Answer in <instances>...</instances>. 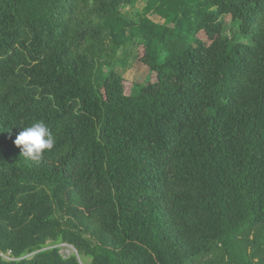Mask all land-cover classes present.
<instances>
[{
    "label": "trees",
    "instance_id": "16d2710c",
    "mask_svg": "<svg viewBox=\"0 0 264 264\" xmlns=\"http://www.w3.org/2000/svg\"><path fill=\"white\" fill-rule=\"evenodd\" d=\"M140 1L0 0V264H264V0Z\"/></svg>",
    "mask_w": 264,
    "mask_h": 264
},
{
    "label": "rangeland",
    "instance_id": "374dc122",
    "mask_svg": "<svg viewBox=\"0 0 264 264\" xmlns=\"http://www.w3.org/2000/svg\"><path fill=\"white\" fill-rule=\"evenodd\" d=\"M146 5L147 1L141 0L135 8L125 10V15L133 21H139L144 16L143 11ZM148 19L156 24L165 23V19L158 14H150ZM230 20V17H227L226 23L229 24ZM141 49L139 46L127 45L119 51V56L115 62L117 72L124 77L127 94H131L133 89L140 91L142 88L150 89L151 87L153 90L157 86L156 74L151 72L140 60ZM60 247L63 256H70L74 253V249L70 246L63 245ZM86 263L91 264L90 259H87Z\"/></svg>",
    "mask_w": 264,
    "mask_h": 264
},
{
    "label": "clouds",
    "instance_id": "9594fccd",
    "mask_svg": "<svg viewBox=\"0 0 264 264\" xmlns=\"http://www.w3.org/2000/svg\"><path fill=\"white\" fill-rule=\"evenodd\" d=\"M14 144L20 148L21 154L32 160L39 161L46 152L54 149L56 138L53 131L43 122H35L31 126L22 127Z\"/></svg>",
    "mask_w": 264,
    "mask_h": 264
}]
</instances>
